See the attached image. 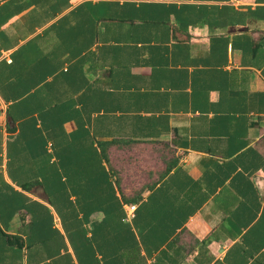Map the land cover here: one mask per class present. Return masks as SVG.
<instances>
[{
    "label": "crops",
    "instance_id": "0c3cea01",
    "mask_svg": "<svg viewBox=\"0 0 264 264\" xmlns=\"http://www.w3.org/2000/svg\"><path fill=\"white\" fill-rule=\"evenodd\" d=\"M0 264H264V0H0Z\"/></svg>",
    "mask_w": 264,
    "mask_h": 264
},
{
    "label": "trees",
    "instance_id": "16d2710c",
    "mask_svg": "<svg viewBox=\"0 0 264 264\" xmlns=\"http://www.w3.org/2000/svg\"><path fill=\"white\" fill-rule=\"evenodd\" d=\"M112 143H101V151H102V154H103V157L105 158V148H104V145H111ZM168 172L170 171V169L167 170ZM138 199V197H135V198H131V199H128V200H125L124 201H130V202H133V201H136Z\"/></svg>",
    "mask_w": 264,
    "mask_h": 264
},
{
    "label": "built area",
    "instance_id": "2783aa9c",
    "mask_svg": "<svg viewBox=\"0 0 264 264\" xmlns=\"http://www.w3.org/2000/svg\"><path fill=\"white\" fill-rule=\"evenodd\" d=\"M135 208H136L135 205L126 206V214H127L128 217H133Z\"/></svg>",
    "mask_w": 264,
    "mask_h": 264
}]
</instances>
